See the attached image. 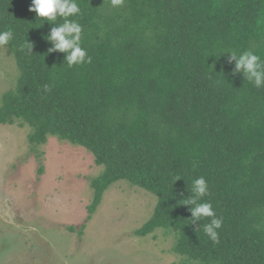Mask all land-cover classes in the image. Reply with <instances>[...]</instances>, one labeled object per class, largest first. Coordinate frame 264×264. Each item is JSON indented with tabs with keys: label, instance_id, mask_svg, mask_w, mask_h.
Listing matches in <instances>:
<instances>
[{
	"label": "trees",
	"instance_id": "1",
	"mask_svg": "<svg viewBox=\"0 0 264 264\" xmlns=\"http://www.w3.org/2000/svg\"><path fill=\"white\" fill-rule=\"evenodd\" d=\"M31 3L0 0V31L14 33L6 47L19 70L2 95L0 125L28 126L32 150L50 136L83 147L103 168L90 181L84 223L68 231L82 235L105 191L126 181L157 197L136 236L164 230L172 251L195 264H264V88L231 75L234 63L220 56L251 50L264 61V0H124L117 8L77 0L81 13L71 19L83 27L91 63L72 68L63 53L48 54L43 37L55 25L37 19ZM27 40L33 55L20 50ZM201 176L203 202L223 217L218 244L193 230L182 205Z\"/></svg>",
	"mask_w": 264,
	"mask_h": 264
},
{
	"label": "rangeland",
	"instance_id": "2",
	"mask_svg": "<svg viewBox=\"0 0 264 264\" xmlns=\"http://www.w3.org/2000/svg\"><path fill=\"white\" fill-rule=\"evenodd\" d=\"M19 77L13 54L0 48V103ZM28 126L0 125V264H195L172 251L174 236L134 232L157 197L119 181L103 194L82 235L92 202L90 181L102 172L83 147L48 137L30 149Z\"/></svg>",
	"mask_w": 264,
	"mask_h": 264
},
{
	"label": "clouds",
	"instance_id": "3",
	"mask_svg": "<svg viewBox=\"0 0 264 264\" xmlns=\"http://www.w3.org/2000/svg\"><path fill=\"white\" fill-rule=\"evenodd\" d=\"M111 7L117 8L124 4V0H110ZM36 14L37 19L44 20L50 25V32L43 39L52 46L48 49V54L59 52L64 54L63 65L68 68L91 63L86 49L81 46L82 25L72 17L79 16L81 9L77 0H32L28 9ZM61 20L62 23L57 21ZM44 24V23H43ZM12 30L0 31V48H5L13 39ZM34 45L28 40L21 45L20 50L28 55H33ZM227 54V62L234 63L231 75L242 74L244 79L252 84L256 89L264 88V61L261 57L251 50L237 53L234 50H225L220 56ZM211 56V55H210ZM45 93L51 91V86L43 85ZM181 180L177 178L175 181ZM189 191V190H188ZM190 193L184 199L182 205L188 207L190 219L194 231H203L207 238L213 243H219L218 230L223 226V217H218L210 202H203L209 195V186L203 176L195 178L191 183ZM208 219L207 223L201 224L202 220ZM199 225V227H196Z\"/></svg>",
	"mask_w": 264,
	"mask_h": 264
}]
</instances>
